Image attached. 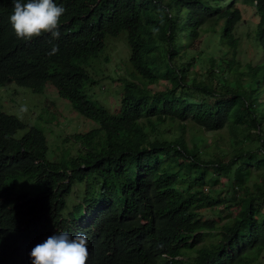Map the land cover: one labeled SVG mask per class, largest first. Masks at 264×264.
Returning <instances> with one entry per match:
<instances>
[{
	"label": "trees",
	"instance_id": "1",
	"mask_svg": "<svg viewBox=\"0 0 264 264\" xmlns=\"http://www.w3.org/2000/svg\"><path fill=\"white\" fill-rule=\"evenodd\" d=\"M54 2L66 9L59 39L25 40L9 22L12 0H0V89L51 85L99 127L67 138L77 156L49 161L45 132L16 137L23 121L0 109V264H32V248L60 232L87 236L86 264H254L264 252V181H249L264 177V61L238 59L235 31L253 9L264 57V0ZM122 32L131 58L111 113L91 101L86 68ZM214 38L221 54L194 71ZM201 131L227 132L225 147L202 145ZM22 177L42 191L19 192ZM228 182L230 199L211 194Z\"/></svg>",
	"mask_w": 264,
	"mask_h": 264
},
{
	"label": "rangeland",
	"instance_id": "2",
	"mask_svg": "<svg viewBox=\"0 0 264 264\" xmlns=\"http://www.w3.org/2000/svg\"><path fill=\"white\" fill-rule=\"evenodd\" d=\"M241 12L243 20L235 31V37L240 40L238 59L243 64L249 61L253 64L261 63L264 61V57L262 54L257 53L259 51H257L256 46L259 47V44H257L255 36L261 23V17L251 8L242 9ZM250 40L253 42L249 43ZM105 43L104 52L97 59L91 61L86 68L92 79L86 91L91 101H100L101 105L105 106L111 113H114L119 108L120 92L123 89L122 80L127 75L126 71H128L131 58L128 34L122 32L117 39L108 37ZM207 45L206 41L201 44L205 55L201 57V61L197 63L194 71L205 72L209 58L213 55L221 54L217 38H214L209 47ZM190 55L195 57L193 52ZM21 106H26L27 111L21 113ZM0 109L23 121L25 129L18 131L16 137L21 138L30 127H35L45 132L49 148L46 158L49 161L62 162L77 156L80 144L75 140L68 141L67 138L72 134L85 133L99 127L96 121L78 111L67 99L60 97L57 90L51 85L43 92L34 93L30 89L21 88L14 83H8L0 89ZM212 134L209 131H201L198 133L197 138L198 140L202 139V145L209 143L216 149V144H220L221 149H223L227 132L219 140H212ZM201 135L204 137H201ZM259 172L253 171L249 181L259 179L263 182L264 177H260ZM262 174L264 175V172ZM16 184L19 192L35 195L42 191L40 185L24 177L18 178ZM223 189L225 190L224 193L221 192ZM75 191L69 198V201L74 199L71 202V207L79 203L80 197L83 195L81 190ZM77 192L78 194H76ZM211 194L215 198L230 199L232 195L230 183L228 182L224 186L212 187ZM203 214L206 218L213 217V212L209 210L204 211ZM216 239V234H213L207 240L214 241ZM254 264H264V252Z\"/></svg>",
	"mask_w": 264,
	"mask_h": 264
},
{
	"label": "clouds",
	"instance_id": "3",
	"mask_svg": "<svg viewBox=\"0 0 264 264\" xmlns=\"http://www.w3.org/2000/svg\"><path fill=\"white\" fill-rule=\"evenodd\" d=\"M12 3L9 22L17 38L31 40L47 33L52 39H59L60 19L66 11L62 5L54 0H12ZM160 20L163 23V15ZM158 31L153 28L154 34ZM58 51V46L53 44L48 55H55ZM26 111L27 107L21 106L20 112ZM88 255L87 236L83 233L71 236L67 232L49 236L30 252L32 264H86Z\"/></svg>",
	"mask_w": 264,
	"mask_h": 264
}]
</instances>
